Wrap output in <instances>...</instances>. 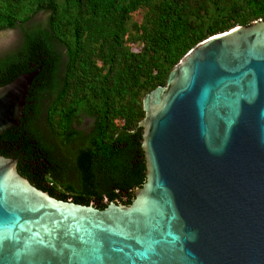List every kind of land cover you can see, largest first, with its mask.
Returning <instances> with one entry per match:
<instances>
[{
    "label": "water",
    "instance_id": "1",
    "mask_svg": "<svg viewBox=\"0 0 264 264\" xmlns=\"http://www.w3.org/2000/svg\"><path fill=\"white\" fill-rule=\"evenodd\" d=\"M38 70L0 83V133ZM141 106L124 204L56 199L0 155V264H264V19L197 42Z\"/></svg>",
    "mask_w": 264,
    "mask_h": 264
},
{
    "label": "trees",
    "instance_id": "2",
    "mask_svg": "<svg viewBox=\"0 0 264 264\" xmlns=\"http://www.w3.org/2000/svg\"><path fill=\"white\" fill-rule=\"evenodd\" d=\"M41 11L46 20L33 22ZM256 19L264 0H0V30L21 34L0 55V83L39 65L18 125L0 133V155L56 199L124 204L145 179L143 95L197 42ZM79 113L86 130L74 126Z\"/></svg>",
    "mask_w": 264,
    "mask_h": 264
},
{
    "label": "rangeland",
    "instance_id": "3",
    "mask_svg": "<svg viewBox=\"0 0 264 264\" xmlns=\"http://www.w3.org/2000/svg\"><path fill=\"white\" fill-rule=\"evenodd\" d=\"M141 12L142 11L140 10H135L134 12L130 14L129 19L126 22V27L129 32H133L130 27L131 23L132 22L138 23L140 21ZM46 16H47L46 11L38 12L33 17L32 21L33 22H44L46 20ZM20 39H21V34L18 28L0 30V55L15 49L19 45ZM138 45H139L138 41L128 43V46L130 49H137ZM89 122H90V119L87 116H85L82 113H79L74 119V126L76 128L86 130Z\"/></svg>",
    "mask_w": 264,
    "mask_h": 264
},
{
    "label": "flooded vegetation",
    "instance_id": "4",
    "mask_svg": "<svg viewBox=\"0 0 264 264\" xmlns=\"http://www.w3.org/2000/svg\"><path fill=\"white\" fill-rule=\"evenodd\" d=\"M53 197V196H52ZM55 198V197H54ZM65 200H70V201H72L71 200V198L70 197H68L67 199H65ZM73 202V201H72ZM75 203V202H74ZM88 204H92L93 205V203L92 202H89Z\"/></svg>",
    "mask_w": 264,
    "mask_h": 264
}]
</instances>
